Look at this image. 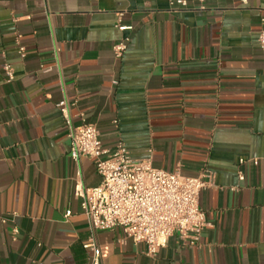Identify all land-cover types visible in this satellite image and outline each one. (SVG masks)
Wrapping results in <instances>:
<instances>
[{
    "label": "crops",
    "instance_id": "obj_1",
    "mask_svg": "<svg viewBox=\"0 0 264 264\" xmlns=\"http://www.w3.org/2000/svg\"><path fill=\"white\" fill-rule=\"evenodd\" d=\"M262 29L264 0H0V264L90 263L75 186L101 177L70 157L63 100L108 153L214 174L197 239L175 232L150 257L99 231L102 264H264Z\"/></svg>",
    "mask_w": 264,
    "mask_h": 264
},
{
    "label": "built area",
    "instance_id": "obj_2",
    "mask_svg": "<svg viewBox=\"0 0 264 264\" xmlns=\"http://www.w3.org/2000/svg\"><path fill=\"white\" fill-rule=\"evenodd\" d=\"M176 3L186 6L187 0H176ZM118 27L131 29L130 26ZM258 41L264 47V29L260 31ZM113 49L116 57H122L127 41L120 40ZM20 53L25 54L22 46ZM4 70L11 80L12 66L6 64ZM59 108L68 126L71 159L76 162L82 157L93 159L101 177L96 186L85 187L82 183L75 186V196L81 200L82 210L94 232L84 244L91 251L89 264H102L101 249L95 238L99 231L120 229V244L125 245L128 240L143 243L145 253L150 257H155L175 232L184 239L195 240L201 235L208 222L200 206V193L214 186L212 171L205 169L197 176L184 175L178 170L169 172L154 167L150 158L131 157L121 143L115 151L108 153L95 124L75 126L67 100L61 101ZM237 177L243 181L244 172L238 171ZM0 221L5 222V219L0 217Z\"/></svg>",
    "mask_w": 264,
    "mask_h": 264
}]
</instances>
